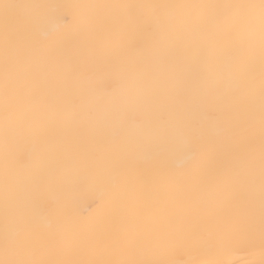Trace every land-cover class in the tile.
I'll return each instance as SVG.
<instances>
[{
    "label": "snow or ice",
    "instance_id": "obj_1",
    "mask_svg": "<svg viewBox=\"0 0 264 264\" xmlns=\"http://www.w3.org/2000/svg\"><path fill=\"white\" fill-rule=\"evenodd\" d=\"M0 264H264V0H0Z\"/></svg>",
    "mask_w": 264,
    "mask_h": 264
}]
</instances>
